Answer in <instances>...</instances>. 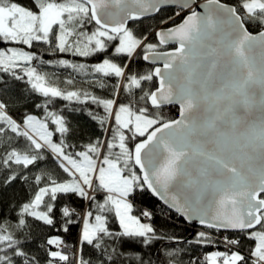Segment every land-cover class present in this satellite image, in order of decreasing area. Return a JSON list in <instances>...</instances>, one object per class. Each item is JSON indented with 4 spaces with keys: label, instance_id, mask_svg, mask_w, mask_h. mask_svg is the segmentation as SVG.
Wrapping results in <instances>:
<instances>
[{
    "label": "snow or ice",
    "instance_id": "1",
    "mask_svg": "<svg viewBox=\"0 0 264 264\" xmlns=\"http://www.w3.org/2000/svg\"><path fill=\"white\" fill-rule=\"evenodd\" d=\"M0 264H264V0H0Z\"/></svg>",
    "mask_w": 264,
    "mask_h": 264
},
{
    "label": "trees",
    "instance_id": "2",
    "mask_svg": "<svg viewBox=\"0 0 264 264\" xmlns=\"http://www.w3.org/2000/svg\"><path fill=\"white\" fill-rule=\"evenodd\" d=\"M174 9L172 8H169L168 9V13L170 14ZM180 18H177V20L179 21ZM69 59H72V60H78V61H81V62H84L85 61V58H82V57H67ZM100 57H93V58H88L87 62H96L99 60ZM148 66L145 65V68H147ZM97 94H104V93H100L98 92ZM175 110H173L172 112L169 113V115H175ZM137 204H138V207L139 208H146L148 209L149 211H152L154 213V216H153V224L155 227L157 228H162L164 229L165 231H167L169 234L171 233H175L177 236H184V237H189L191 236V233L193 231L192 227L187 225V224H184L182 220H178L176 221V225L178 226H174L172 223H170L169 221H167L165 218H164V215H163V205L161 203H159L155 198H151V197H143V198H140L138 199L137 201ZM184 247H188L187 245H183ZM214 249H207V251H212ZM222 250V248L220 249Z\"/></svg>",
    "mask_w": 264,
    "mask_h": 264
},
{
    "label": "water",
    "instance_id": "3",
    "mask_svg": "<svg viewBox=\"0 0 264 264\" xmlns=\"http://www.w3.org/2000/svg\"><path fill=\"white\" fill-rule=\"evenodd\" d=\"M206 2V0H203V1H199V0H197V3L198 4H204ZM169 8H173V7H169ZM201 11H202V9H200ZM157 201H158V199L157 198H155ZM159 203H161L162 204V202H160V201H158ZM163 205V204H162Z\"/></svg>",
    "mask_w": 264,
    "mask_h": 264
},
{
    "label": "rangeland",
    "instance_id": "4",
    "mask_svg": "<svg viewBox=\"0 0 264 264\" xmlns=\"http://www.w3.org/2000/svg\"><path fill=\"white\" fill-rule=\"evenodd\" d=\"M181 15H184V13H181ZM177 18H179V17H177Z\"/></svg>",
    "mask_w": 264,
    "mask_h": 264
},
{
    "label": "flooded vegetation",
    "instance_id": "5",
    "mask_svg": "<svg viewBox=\"0 0 264 264\" xmlns=\"http://www.w3.org/2000/svg\"><path fill=\"white\" fill-rule=\"evenodd\" d=\"M199 1H201V0H199ZM173 9V8H172ZM147 66V65H146Z\"/></svg>",
    "mask_w": 264,
    "mask_h": 264
},
{
    "label": "built area",
    "instance_id": "6",
    "mask_svg": "<svg viewBox=\"0 0 264 264\" xmlns=\"http://www.w3.org/2000/svg\"><path fill=\"white\" fill-rule=\"evenodd\" d=\"M223 250V249H222Z\"/></svg>",
    "mask_w": 264,
    "mask_h": 264
}]
</instances>
